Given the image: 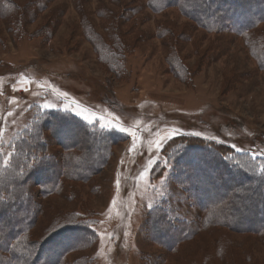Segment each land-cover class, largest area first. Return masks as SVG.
I'll return each mask as SVG.
<instances>
[{
    "label": "rangeland",
    "instance_id": "obj_1",
    "mask_svg": "<svg viewBox=\"0 0 264 264\" xmlns=\"http://www.w3.org/2000/svg\"><path fill=\"white\" fill-rule=\"evenodd\" d=\"M15 1L23 5L27 0ZM132 1L55 0L36 19L27 23L23 19L22 26L0 16L4 161L10 158L12 139L41 110L68 111L100 129L125 134L101 173L89 184H76L77 201L70 200L68 184L64 196L46 201L64 212L85 211L95 234L92 249L68 256L66 264L83 257L91 264H155L160 254L166 264H175L188 255L162 253L147 240L143 227L149 211L163 198L171 199L172 216L194 220L197 215L186 194L171 183L174 155L163 149L175 137L226 144L251 160L255 155L253 163L264 168V70L244 39L195 28L177 8L160 14L148 8L130 13L125 8ZM57 8L63 11L53 29L49 22ZM114 16H121L122 70L111 72L104 61L114 52L99 55L87 35L86 20L112 43L107 31ZM188 28L177 45L183 64L170 66L168 37L177 38ZM51 30L52 35L43 39ZM129 40L134 44L128 46ZM46 213L32 232L38 239L45 235L39 231L48 221ZM198 243L188 247L189 258L196 257ZM255 250L264 258L263 245L257 244Z\"/></svg>",
    "mask_w": 264,
    "mask_h": 264
},
{
    "label": "trees",
    "instance_id": "obj_2",
    "mask_svg": "<svg viewBox=\"0 0 264 264\" xmlns=\"http://www.w3.org/2000/svg\"><path fill=\"white\" fill-rule=\"evenodd\" d=\"M54 1L27 0L20 5L15 0H0V16L22 26L23 19L25 23L36 19ZM143 8L155 14L177 8L195 28L244 39L259 69L264 70V30L259 29L264 25V0H133L125 9L134 14ZM61 11L57 8L50 19L53 29ZM15 15L22 19L16 20ZM120 19L114 16L107 31L112 43L97 35L86 20L87 35L99 55L103 58L109 50L114 52L104 61L111 72L122 70ZM166 27H161L167 30L165 37ZM189 31L179 38L168 37L170 66L183 64L177 45ZM129 42L128 46L134 44ZM124 135L88 124L68 111L41 110L33 115L12 139L9 160L0 157V264H66L68 256L92 249L95 234L84 217L86 212H64L46 201L64 196L67 184L70 200L77 201L76 184H89L101 173ZM163 150L174 155L172 185L186 194L197 215L194 220L172 216V201L163 198L145 218L147 240L162 253L178 256L190 255L188 247L197 240L196 257L186 255L175 264H264L255 250L257 244L264 246V168L231 146L198 137H175ZM46 210L49 218L44 231H39L45 235L38 239L32 232ZM166 261L160 254L155 264ZM73 264H91V260L83 257Z\"/></svg>",
    "mask_w": 264,
    "mask_h": 264
},
{
    "label": "snow or ice",
    "instance_id": "obj_3",
    "mask_svg": "<svg viewBox=\"0 0 264 264\" xmlns=\"http://www.w3.org/2000/svg\"><path fill=\"white\" fill-rule=\"evenodd\" d=\"M45 107H50V105H45ZM85 119H87V117H85ZM121 131H124V129L122 128ZM130 135L135 136V133H130ZM197 135H198V134H197ZM160 143H161V141H157V142H156V147H157V148H159ZM252 159L255 160V159H256V156L253 155V156H252ZM262 171H264V169H262Z\"/></svg>",
    "mask_w": 264,
    "mask_h": 264
}]
</instances>
